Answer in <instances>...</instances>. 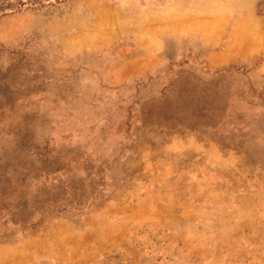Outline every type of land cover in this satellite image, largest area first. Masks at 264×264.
<instances>
[{"label":"rangeland","instance_id":"1","mask_svg":"<svg viewBox=\"0 0 264 264\" xmlns=\"http://www.w3.org/2000/svg\"><path fill=\"white\" fill-rule=\"evenodd\" d=\"M0 264H264V0H0Z\"/></svg>","mask_w":264,"mask_h":264}]
</instances>
